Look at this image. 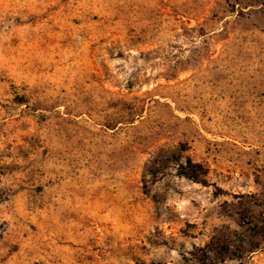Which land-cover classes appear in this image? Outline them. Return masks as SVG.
Instances as JSON below:
<instances>
[{"label":"rangeland","instance_id":"rangeland-1","mask_svg":"<svg viewBox=\"0 0 264 264\" xmlns=\"http://www.w3.org/2000/svg\"><path fill=\"white\" fill-rule=\"evenodd\" d=\"M0 264H264V0H0Z\"/></svg>","mask_w":264,"mask_h":264},{"label":"trees","instance_id":"trees-1","mask_svg":"<svg viewBox=\"0 0 264 264\" xmlns=\"http://www.w3.org/2000/svg\"><path fill=\"white\" fill-rule=\"evenodd\" d=\"M181 143V142H180ZM182 147H184L182 145ZM184 148H182L183 150ZM163 147H160L156 152H161ZM169 156H166L176 165V171L178 175L184 176L191 179L192 181L199 182L202 184L206 183L205 175L207 174V168L200 162L193 161L190 157L184 156L181 158L180 155L174 154L172 151L169 152ZM155 157V156H154ZM157 158V157H156ZM157 161V159H155ZM227 250L225 247L219 248V253Z\"/></svg>","mask_w":264,"mask_h":264}]
</instances>
